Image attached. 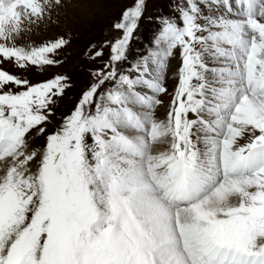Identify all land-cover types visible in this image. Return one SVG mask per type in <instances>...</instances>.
Returning <instances> with one entry per match:
<instances>
[{"label": "snow or ice", "instance_id": "1", "mask_svg": "<svg viewBox=\"0 0 264 264\" xmlns=\"http://www.w3.org/2000/svg\"><path fill=\"white\" fill-rule=\"evenodd\" d=\"M69 3L0 0V264H264V0H173L132 56L133 0L62 112L71 76L24 74L62 65L70 34L18 41Z\"/></svg>", "mask_w": 264, "mask_h": 264}, {"label": "rangeland", "instance_id": "2", "mask_svg": "<svg viewBox=\"0 0 264 264\" xmlns=\"http://www.w3.org/2000/svg\"><path fill=\"white\" fill-rule=\"evenodd\" d=\"M172 2L173 0H149L145 18L139 22V27L134 33L136 47L134 50L129 49L132 56H138L152 46L150 41L157 35L159 29L158 23L155 22V17L161 13H167ZM132 4L133 0H102L101 3H97L96 0H70L67 8L61 11L58 26L54 24L41 25L37 28L35 25H28L25 22V28H30L31 31L22 33V39L18 41L20 44L27 45L31 43L39 45L42 41L60 32H68L71 36L70 45L59 53L64 61L62 65L49 68L45 74H41L38 70H33L24 74L26 78L32 82H40L49 78L52 73H68L74 79L75 84H73L71 91L68 92L60 105V111L66 112L72 106V101L79 95L80 89L89 80V68L95 66L86 58L85 49L92 41L99 45L101 41L118 37L120 33L112 30V23L119 18L124 8L132 6ZM149 17L152 19L150 20ZM179 51V49H176L174 57L169 60L166 74V85L169 93L174 91L177 83L178 68L181 64ZM108 55L109 52L108 54L104 53V60L108 59ZM206 59L210 66L218 65L207 57ZM4 67L11 69L12 65L5 64ZM162 99L164 106L159 107L156 113L157 117L161 119L165 117L171 97L165 95ZM49 130H51V126ZM240 142L243 143L244 139H241ZM34 143L43 145L45 140L41 137L35 140ZM165 147H168V145L166 144Z\"/></svg>", "mask_w": 264, "mask_h": 264}]
</instances>
